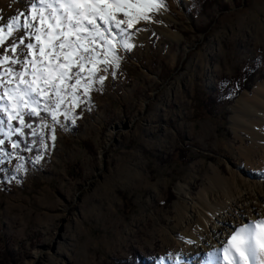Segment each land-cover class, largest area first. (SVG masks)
<instances>
[{"label":"rangeland","instance_id":"374dc122","mask_svg":"<svg viewBox=\"0 0 264 264\" xmlns=\"http://www.w3.org/2000/svg\"><path fill=\"white\" fill-rule=\"evenodd\" d=\"M15 1L23 8L9 16L32 2ZM164 3L145 12L150 19H133L132 28L117 13L124 32L97 19L102 30L110 29L105 37L119 67L102 63L108 45L97 39L101 70L85 94L92 65L85 66L79 101L65 90L57 121L43 111V97L35 106L40 116L23 113L31 127L0 110V148L8 154H0V264H205L212 252L225 264L224 244L207 239L197 258L182 248L186 230L204 212L199 192L212 167L251 183L264 174V164L253 166L242 156L243 147L256 142L251 133L264 127V107L251 105L245 116L238 104L264 82V0ZM28 42L36 43L34 36L7 54L22 59ZM9 66L15 71L0 76V95L25 87L17 79L23 63L6 62L0 73ZM24 79L32 80L31 66ZM3 105L11 110L12 102L6 97Z\"/></svg>","mask_w":264,"mask_h":264},{"label":"snow or ice","instance_id":"6c2138e0","mask_svg":"<svg viewBox=\"0 0 264 264\" xmlns=\"http://www.w3.org/2000/svg\"><path fill=\"white\" fill-rule=\"evenodd\" d=\"M164 7V0H32L28 10L17 11L9 17L0 16V50L5 53L0 57V65L6 62L23 63L24 70L17 73V79L20 84L25 85L23 89H20L19 85L15 89L6 88L3 95H0V100L7 97L12 102V107L10 110L9 105H3L0 110L9 113V120L19 119L23 127H31L25 123L23 113L27 110L29 116H40V111L35 106L40 104L39 97H43L46 101L43 111L50 112L53 121H57L58 110L65 102V90L71 89L73 102L79 101L76 89L82 84L81 74L85 72V66L92 65L87 69L89 79L84 85L85 94L90 89V77L101 70L97 66L101 61L96 59L99 53L96 52L95 45L97 39L106 40L105 32L110 29L102 30L96 22L97 19L106 24L114 23L116 28L124 32L126 29L121 26L125 21L117 19V13L122 12L128 17L127 28H132V21L136 17L148 20L150 17L145 12ZM21 31L27 38L34 36L36 41L26 44L28 52L22 59L7 54L17 53L19 47L25 45V36L17 35ZM6 41L10 43V48L5 46ZM106 43L108 50L102 63H115V66L119 67L120 58L112 41L106 40ZM123 46L126 49L132 47L126 40L123 41ZM37 48L38 57L34 51ZM29 66L31 81L24 79ZM74 69L78 71L73 72ZM14 71L9 66L0 76H11ZM73 78L75 83L69 85L67 82ZM99 80L103 83L105 77L101 75ZM3 82L0 79V83ZM7 83L11 84V79ZM49 90L54 94V98L49 94ZM47 101H51V106ZM3 123L4 121H0V124ZM16 131L21 132L22 129L17 128ZM52 139L55 140V135ZM3 144L4 141L0 140V145ZM12 147L15 149L19 145L14 142ZM0 154L8 155L4 153L3 148H0ZM254 223L255 227L245 225L231 235L227 246L223 247L222 259L225 264H264V219H258ZM209 256V264H220L219 255L210 253Z\"/></svg>","mask_w":264,"mask_h":264},{"label":"bare ground","instance_id":"6f19581e","mask_svg":"<svg viewBox=\"0 0 264 264\" xmlns=\"http://www.w3.org/2000/svg\"><path fill=\"white\" fill-rule=\"evenodd\" d=\"M0 5L5 17L15 13L16 9L23 8L15 0H0ZM252 93L253 96L248 92L238 100L241 110L243 108V112H246L245 116L251 112V105L253 107L255 104H260L264 107L262 100V98L264 99V82L258 83ZM257 100L259 102H256ZM238 117L242 118V112L239 113ZM260 118H264V111H262ZM236 122L238 126L242 127V119L236 118ZM251 135L256 139V142L253 141L252 147H243L242 156L253 166L256 164L259 166V164H264V127L260 134L253 132ZM240 146L242 150V145ZM211 169L213 172L206 174L204 187L199 192L200 200L198 203L204 212L195 217L194 222L196 224L190 225L193 229L185 232L187 244L183 246L182 250L183 254L186 253L188 257L197 258L200 251L199 245L207 239L212 240L214 246L221 243L225 247L231 235L237 229L245 226L243 221L247 220L249 223L246 225L255 227L254 222L256 220L264 219V174L261 175L262 180L259 183H251L246 179H241L233 170L225 176L217 168L212 167ZM230 220L235 222L233 228L230 225ZM208 257L211 259L210 256ZM205 264H209V262Z\"/></svg>","mask_w":264,"mask_h":264},{"label":"trees","instance_id":"16d2710c","mask_svg":"<svg viewBox=\"0 0 264 264\" xmlns=\"http://www.w3.org/2000/svg\"><path fill=\"white\" fill-rule=\"evenodd\" d=\"M5 252L9 254L8 251L5 250ZM8 254H7V255H8ZM2 255L4 256L5 259H8V257L10 256V255L7 256L6 254H2ZM10 258H12V261H14V258H13L12 256H10ZM134 264H135V263H134Z\"/></svg>","mask_w":264,"mask_h":264}]
</instances>
